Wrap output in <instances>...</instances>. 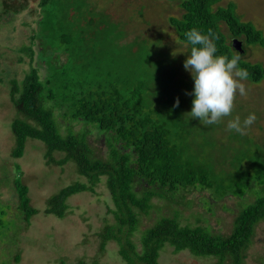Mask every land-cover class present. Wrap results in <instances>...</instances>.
I'll return each instance as SVG.
<instances>
[{"label": "trees", "instance_id": "16d2710c", "mask_svg": "<svg viewBox=\"0 0 264 264\" xmlns=\"http://www.w3.org/2000/svg\"><path fill=\"white\" fill-rule=\"evenodd\" d=\"M92 1H40L36 25L43 26L40 35L46 43L36 47L33 42L21 49L29 57V70L22 80L9 81V98L16 111L11 122L15 142L11 157L21 158L27 140H38L45 146L46 165L73 163L76 173L86 180L67 185L48 198L44 213L58 219L66 215L68 198L81 192L93 194L96 185L104 182L114 207L108 212L114 221L98 234L99 249L104 251L107 243L115 242L125 264H159L165 246L172 247L173 253L188 251L194 257L215 258L217 264H243L255 228L264 221V192L257 190L264 187V163L254 160L247 166L243 152L237 153L241 156L212 155L207 144L198 141L203 129L198 119L190 117L191 107L183 100L193 81L182 71L183 62L174 68L179 74L166 72L152 61L158 59L152 50L148 56L149 47L142 38L150 33L152 22L145 7L138 12L147 18L146 27H138L140 33L134 36L133 23L128 27L118 14L101 13ZM165 1L176 2L181 10L180 16L167 20L177 43L190 53L184 34L193 28L204 35L210 33L215 55L230 58L240 54L239 66L249 72L245 81L263 83V64L245 58L250 46L264 49V32L241 21L234 2ZM112 33L117 45L104 40ZM235 39L242 43L243 52L233 48ZM158 62L164 65L165 58ZM169 75L180 79L170 84ZM176 98L178 106H174ZM76 125H80L79 130H75ZM93 136L95 142L107 146L106 157L91 144ZM55 153L62 158L56 159ZM16 170L13 182L18 203L12 217L11 205L0 201L1 241L9 232L17 235L18 222L29 225L31 217L39 213L31 205L18 165ZM193 193L202 194V205L247 194L255 199L236 214L227 235L213 234L200 226H181L175 215L160 216L140 233L139 243L133 241L139 217L155 207L152 199L182 205ZM59 264L100 263L60 260Z\"/></svg>", "mask_w": 264, "mask_h": 264}, {"label": "rangeland", "instance_id": "374dc122", "mask_svg": "<svg viewBox=\"0 0 264 264\" xmlns=\"http://www.w3.org/2000/svg\"><path fill=\"white\" fill-rule=\"evenodd\" d=\"M40 1L0 0V79L3 81L0 82V201L11 205L12 217L18 203L13 182L18 165L22 173L21 181L28 187L31 205L39 212L31 217L29 225L23 221L18 222L16 236L13 232H9L6 239L0 240V264H59L60 260L66 263L84 260L100 264H125L118 254V246L115 242L107 243L104 251L99 249L98 234L106 224L114 221L112 214L108 212L109 208L114 207L104 182L96 185L93 194L81 192L68 198L66 215L58 219L44 213L48 198L67 185L77 181L86 183V180L76 173L73 163H67L62 167L46 165L45 146L38 140L28 139L22 157L19 159L11 157L15 146L11 122L16 117V111L9 98V81L22 80L24 73L29 70V57L21 49L31 47L33 42L37 43L36 47L38 43L42 46L46 43L40 35L43 26L38 25V28L36 25L40 18ZM229 2L236 4L237 15L241 21L253 24L264 32V0H222L223 5ZM92 3L98 5L99 11L102 10L101 13L106 12L113 16L114 13L118 14L128 27L133 23L134 36L139 35L140 26L141 29L146 27L144 21L148 18L152 26L150 33L142 40L149 47L148 56L151 55L152 50L153 57H158L152 61L160 65L161 71L175 70L189 54L185 46L177 43V37L167 22L168 17L181 15L176 2L93 0ZM140 7L146 8L145 20L139 16ZM38 29L40 31L35 34ZM105 37V41L117 45L114 33ZM161 58H165V66L158 62ZM245 59L250 62H261L264 66V49L250 46ZM152 65L153 69L157 70L156 64L152 63ZM160 67L158 66V72ZM182 71L185 72L184 69ZM174 72L178 73L177 70ZM179 79L180 76L177 79L171 76L168 78L170 84H175ZM242 83L247 94L235 95L231 114L222 117L217 124L199 123V128L203 131L201 133L199 131L200 135L198 133L197 139L207 144L206 150L211 151L212 155L227 157L243 152L244 164L250 166L254 160L259 161V164L264 163V81L257 85L247 81ZM183 100H186L191 107V95H186ZM250 112L256 113L257 120L244 129L243 134L227 130L229 120L238 116L243 121ZM79 129L80 125H76L75 130ZM89 140L92 145L100 149L101 156L106 157L107 146L103 142H95V136ZM54 156L58 160L62 158V154L59 153H55ZM257 190L264 192V187ZM201 195L199 193L188 195L185 205L168 204L164 200L152 199L151 203L155 207L147 216L139 217L140 223L132 237L133 241L139 243L140 233L152 226L160 216L175 217V215L181 226H200L208 228L213 234L227 235L232 230L236 214L255 199L254 195L247 194L240 199L226 197L217 203L209 202L202 205ZM245 256L243 264L264 263V221L256 226ZM158 262L159 264H217L215 258L194 257L188 251L173 253L170 246L163 248Z\"/></svg>", "mask_w": 264, "mask_h": 264}, {"label": "clouds", "instance_id": "9594fccd", "mask_svg": "<svg viewBox=\"0 0 264 264\" xmlns=\"http://www.w3.org/2000/svg\"><path fill=\"white\" fill-rule=\"evenodd\" d=\"M184 36L186 44L191 46L183 61V68L193 81L191 92L185 93L192 97L190 117L202 125L217 124L231 114L235 95L247 94L242 81L248 79L249 72L239 66L240 54L230 58L215 55L217 49L210 33L204 35L193 28ZM178 105L179 98H176L174 106ZM256 120L255 112H250L243 121L237 116L228 121L227 130L243 134Z\"/></svg>", "mask_w": 264, "mask_h": 264}, {"label": "water", "instance_id": "95a60500", "mask_svg": "<svg viewBox=\"0 0 264 264\" xmlns=\"http://www.w3.org/2000/svg\"><path fill=\"white\" fill-rule=\"evenodd\" d=\"M232 46L234 49H236L237 51L239 52H243V49H242V43L239 41V40H233L232 42Z\"/></svg>", "mask_w": 264, "mask_h": 264}]
</instances>
